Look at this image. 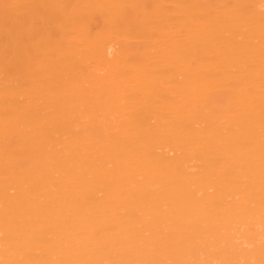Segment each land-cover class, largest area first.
I'll list each match as a JSON object with an SVG mask.
<instances>
[{"label": "bare ground", "instance_id": "obj_1", "mask_svg": "<svg viewBox=\"0 0 264 264\" xmlns=\"http://www.w3.org/2000/svg\"><path fill=\"white\" fill-rule=\"evenodd\" d=\"M0 264H264V0H0Z\"/></svg>", "mask_w": 264, "mask_h": 264}]
</instances>
